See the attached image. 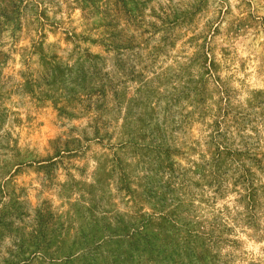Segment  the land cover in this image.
<instances>
[{
	"label": "clouds",
	"instance_id": "clouds-1",
	"mask_svg": "<svg viewBox=\"0 0 264 264\" xmlns=\"http://www.w3.org/2000/svg\"><path fill=\"white\" fill-rule=\"evenodd\" d=\"M124 2L0 0V264H264V0Z\"/></svg>",
	"mask_w": 264,
	"mask_h": 264
},
{
	"label": "rangeland",
	"instance_id": "rangeland-1",
	"mask_svg": "<svg viewBox=\"0 0 264 264\" xmlns=\"http://www.w3.org/2000/svg\"><path fill=\"white\" fill-rule=\"evenodd\" d=\"M117 5H118V9H119V7H123V9L125 10L126 13H127L128 11H130V10L127 8V4L124 2V0H117ZM107 26H108V27H113L111 21H108V25H107ZM112 35H113V38H119V34H118V33H113ZM66 39H71V38H70V37H66ZM125 46L128 47L129 49H131V48L133 47V43H132L131 41H129V42L127 43V45H125ZM93 59H94V60H100L101 57H100L99 53H97ZM53 71H54V73H55L58 77H63V75H64V70H63L59 65L55 66V67L53 68ZM96 76H97V78H99V73H98V72L96 73ZM80 80H81L82 83H85V84H86L87 81H88V75H87V72L84 71L83 68H81V71H80ZM43 222H44V221H43V219H42V223H43ZM0 223H2V220H0Z\"/></svg>",
	"mask_w": 264,
	"mask_h": 264
}]
</instances>
